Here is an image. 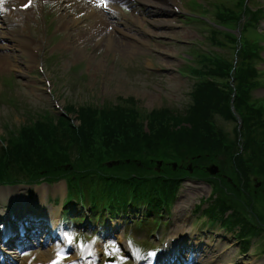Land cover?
I'll list each match as a JSON object with an SVG mask.
<instances>
[{
  "label": "rangeland",
  "instance_id": "1",
  "mask_svg": "<svg viewBox=\"0 0 264 264\" xmlns=\"http://www.w3.org/2000/svg\"><path fill=\"white\" fill-rule=\"evenodd\" d=\"M195 1L211 13L216 10L217 2L230 9H236L232 0ZM167 2L172 11L171 14L163 16L154 14L153 7L145 6L139 0H123L119 4L126 14L122 13V15L139 22L148 36L129 24L122 15L110 18L108 13L101 11L103 19L110 26L106 33L110 40L115 44L119 41L132 46L127 49L106 45L104 43L108 37L105 36L106 29L101 33L92 29L90 24L92 18H87L85 15L89 9L97 10L98 6L97 3L92 6L88 0L82 3L75 1L69 5L62 0H41L37 3L35 11L21 15L20 25L15 26L14 30L25 34V39L35 48H39L40 52L30 61L28 56L32 54L19 50L18 46H13L12 43L6 44L9 48L0 50L18 56L11 67L0 68V135L5 137L7 134L4 125L9 129L19 127L29 117L36 116V112L55 113L51 102L53 98H49L46 94L43 79L37 70L41 62L46 77L52 83L54 99L61 108L69 105L78 107L84 103L116 105L121 99L132 98L142 114L161 108L173 109L179 114L184 113L192 102L191 95L195 90L194 80L180 72L190 59L189 55L193 50L186 45L191 41H195L196 44L201 42L203 50L207 48L218 50L231 60L232 53L229 49H223L221 45L213 44L215 48L208 46L207 41H204V38L209 36L207 30L200 25L185 21L183 14L187 13L188 7L191 8V0ZM247 3L254 10L257 5L264 4V0H250ZM241 7L240 5L238 9ZM174 8L179 13H176ZM39 10L45 13L47 31L38 26ZM3 16L4 14L0 15L2 18ZM2 18H0L2 26L0 34H9L2 29L4 27ZM255 27L264 34V18ZM233 32L236 33V30L234 29ZM245 35L255 39L260 34L249 30L244 33ZM79 37L84 38L82 42L77 41ZM38 38L45 40V44L38 42ZM99 38L104 42L99 41ZM219 40L225 41L221 38ZM97 41H99L98 45ZM261 42L264 43V39ZM93 48L95 49L91 53L90 50ZM262 50L263 60H260V64H255L257 70L263 72L258 75L259 80H264V47ZM72 62H79L80 65L74 68ZM262 85L251 96L264 102V83ZM70 116L75 118V114L71 113ZM216 123L232 140V130L237 128V125L222 120H217ZM199 157L197 156L196 159ZM210 164L207 163L203 169L211 166ZM202 165L203 163L199 162L188 163L187 166ZM263 182V175L250 177L251 185L256 189L262 187L264 191ZM58 185L62 187V191L55 193L53 190ZM213 194L207 182L193 179L183 181L175 200L170 203L168 213H164L162 218L161 226L166 229V233L159 231L156 233L157 236L172 235V232L185 234L186 240L179 249L184 257L187 256L184 254L187 244L197 248L209 247L206 256L196 257L195 260L198 259L199 264L206 260H209L207 264H264V220L258 218L253 220L252 223L256 228L249 234L253 237L250 248L247 253H243L236 229L232 231L225 224L219 227L218 220L216 224L211 222L210 227L205 226L206 219L201 215V211L196 212L200 203L204 202L203 207L200 205L201 210L210 204ZM214 195L215 202L220 200L219 193L216 192ZM226 195L230 197L228 192ZM20 197L23 199L20 200ZM39 197L43 203L40 208L35 204ZM256 197L255 195L250 197L253 207H259L260 201L264 206V192L259 193L258 201L253 200ZM65 198L66 183L63 180L44 184L41 188L37 185L10 187L0 185V234L3 235V239L0 240L4 242L6 236L12 235L6 244L17 241L22 230L20 228H25L28 232V240L18 243L20 249L19 254H14L16 256L14 259L18 260L15 264H21L27 257H31L33 261L42 260L50 253L52 255L58 253L65 262H76L75 259L79 258V261L81 258V261L90 260L97 263L106 258L108 261L111 260L110 264H129L132 263V258L123 254V250L127 249L125 238L127 242H131L134 257H140V253L144 255L143 260L154 257V248L160 245L162 239L156 241V237L152 236V232L156 229L157 217L154 220L148 218L149 220L144 224H137L136 221L142 216L143 209L132 208L111 218L109 225L105 226L102 224V217L104 218L103 208L107 205L108 198L103 192L82 187L75 188L74 193L71 194L70 199L74 202L71 203V207L65 210L64 214L58 212L60 219L61 215L63 216L65 223L63 227L66 232L58 238L59 240H50V237H47V242L43 243L50 231L47 221L49 206L62 208ZM114 198H118V195ZM24 205L30 207L24 211L25 217L19 218L16 213L20 214ZM81 207L86 208L85 212L90 211L92 214L88 218L89 223L84 222L82 225H80L83 219ZM96 212L97 215L94 214ZM129 225H132L131 232L128 230ZM57 231L62 233L61 225L58 226ZM76 233L80 235V253L73 247L62 244L63 238L72 240ZM52 237L55 235L52 234ZM128 238L131 240L129 241ZM143 240L147 243L145 244ZM1 241V254L12 251L4 243L1 244ZM212 249H217L218 252L215 253ZM14 255H10L11 258Z\"/></svg>",
  "mask_w": 264,
  "mask_h": 264
},
{
  "label": "trees",
  "instance_id": "2",
  "mask_svg": "<svg viewBox=\"0 0 264 264\" xmlns=\"http://www.w3.org/2000/svg\"><path fill=\"white\" fill-rule=\"evenodd\" d=\"M232 3L236 9L216 12L215 18L216 23L229 30L238 22L240 17L236 13L242 9L238 8L244 0ZM244 13L253 19L251 24L256 21L257 15L246 8ZM246 25L248 30L250 25ZM214 32L226 37L225 41L217 38L218 45L233 48L235 38L231 32ZM249 48L246 41V49L236 53L243 56L235 71L239 94L234 105L242 114L244 143L238 140L237 128L232 130L231 140L215 126L217 120L235 122L230 108L232 89L226 81L231 59L212 61L200 55L201 64L194 72L200 80L195 84L189 112L178 114L161 108L142 114L133 99L125 100L122 105H103L100 109L89 105L77 109L69 106L67 112L76 113L80 122L77 128L66 117L39 113L18 130H9L1 139L0 184L69 177L79 184H103L112 199L114 191L119 192L118 201L112 200L113 209L126 207L131 193L135 203L144 202L150 212H155L172 201L182 179L189 175L188 163H203L193 166L195 176H205L203 166L214 163L220 168L221 185L215 184L220 200L207 208L205 214L214 218L231 211L225 222L239 225L241 237L249 235L256 228L253 220H264L262 202L255 208L250 200L255 195L253 200L258 201L259 193L264 192L262 187L255 189L250 183L251 176H264V118L260 108L249 104L248 94L256 77L251 65L258 59L250 56L253 53ZM203 75L211 82L202 80ZM197 156L200 157L196 159ZM109 160L119 161L112 169L116 173L105 167V161ZM156 160L163 162L159 173L153 169ZM173 162L178 165L176 170L172 169ZM65 164H70L72 170H64ZM106 171H111V175L102 173Z\"/></svg>",
  "mask_w": 264,
  "mask_h": 264
},
{
  "label": "bare ground",
  "instance_id": "3",
  "mask_svg": "<svg viewBox=\"0 0 264 264\" xmlns=\"http://www.w3.org/2000/svg\"><path fill=\"white\" fill-rule=\"evenodd\" d=\"M16 1H19V0H1V5L3 4L4 7H6V5H15L17 4L18 2ZM58 1V0H56ZM75 1H79V2H84L85 0H63L64 3H67L68 5L70 3H74ZM90 1L91 5H96V3H99V10H95V9H89V11H93V17H92V20L90 22L91 26H92V29L96 30L98 33H101V32H105V29H106V32L105 34L108 32V28H110L108 22L103 19V14L100 12L101 11V6L102 5H105V3L103 2L104 0H88ZM110 3H114V2H119L120 0H106ZM140 2H143L146 6H151L154 8L155 10V13L154 14H159L160 16H163V15H168V14H171V11L172 9L170 8V5L167 1L169 0H166V1H161V0H156V1H152V0H139ZM16 2V3H15ZM6 4V5H5ZM1 7V6H0ZM112 8V7H111ZM2 18V17H0ZM1 20V19H0ZM5 24H10L11 21L6 18V20L4 21ZM3 25V24H2ZM1 25H0V29H1ZM3 31H7L9 34H0V50H5L7 48H9L8 45H6L7 43H12V45L14 46H19L20 49H23L21 48V43H24L26 42L23 38H20L17 34L14 35V31L13 30H8V29H5L4 27L2 28ZM105 36H108L107 34ZM84 38H81L79 37L78 38V42H82ZM106 45H110L111 47L115 48L116 46L117 47H120V48H131L132 46H130L129 44L127 43H122V42H119V41H116V44L115 42L113 43L111 40H110V37L108 36L107 39L105 40L104 42ZM109 46V47H110ZM110 47V48H111ZM31 58V57H30ZM18 59V56L14 55V54H9V53H5V52H0V68H6V67H11L12 64L15 62V60ZM11 65V66H10ZM55 193H60L62 191V187L60 185L56 186L53 190ZM16 198V196H15ZM23 199V197H20V200ZM17 200V198H16ZM37 203H35L36 205L39 206V208L41 207V205H43V203H41V198L39 197L37 199ZM24 208H21V213L20 214H23L24 211L26 210L25 208V205L23 206ZM30 207V206H27V208ZM33 208V206L31 207ZM35 208V207H34ZM48 214H47V221L49 222L50 224V229H51V233L55 234L56 233V229H57V217L58 216L56 213L59 212V208H57L56 206H49V210L47 211ZM56 218V219H55ZM183 231V230H182ZM181 231V232H182ZM181 234V233H179ZM180 242V239L178 240V243H176L175 245H170V248H171V251L173 252V254H176L177 250H178V244ZM209 248V247H207ZM218 248V247H217ZM215 253H217V249H212ZM169 251L167 254H171L172 252ZM208 250H201L199 248V252L203 254V256H206V253H207ZM6 254H12V253H9L7 252ZM6 254L2 255L0 253V264H15L16 260H13L11 259V257L6 256ZM172 256V255H171ZM171 258V257H170ZM173 258V256H172ZM49 260V255H46L45 257H43L42 261H47ZM209 260H206V261H203L201 264H207ZM21 264H25L24 263V260H23V263Z\"/></svg>",
  "mask_w": 264,
  "mask_h": 264
},
{
  "label": "water",
  "instance_id": "4",
  "mask_svg": "<svg viewBox=\"0 0 264 264\" xmlns=\"http://www.w3.org/2000/svg\"><path fill=\"white\" fill-rule=\"evenodd\" d=\"M108 166H111V164H108ZM174 166H175V164H174ZM207 170L210 171L211 173H214V171H215V169L213 170L212 168H208Z\"/></svg>",
  "mask_w": 264,
  "mask_h": 264
}]
</instances>
